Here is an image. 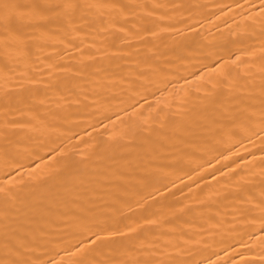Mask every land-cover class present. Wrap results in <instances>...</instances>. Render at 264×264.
<instances>
[{"label":"bare ground","instance_id":"1","mask_svg":"<svg viewBox=\"0 0 264 264\" xmlns=\"http://www.w3.org/2000/svg\"><path fill=\"white\" fill-rule=\"evenodd\" d=\"M0 264H264V0H0Z\"/></svg>","mask_w":264,"mask_h":264}]
</instances>
